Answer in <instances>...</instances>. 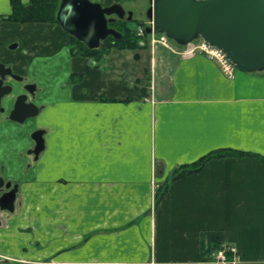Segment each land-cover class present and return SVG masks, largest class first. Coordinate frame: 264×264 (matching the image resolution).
Segmentation results:
<instances>
[{
    "label": "crops",
    "instance_id": "obj_1",
    "mask_svg": "<svg viewBox=\"0 0 264 264\" xmlns=\"http://www.w3.org/2000/svg\"><path fill=\"white\" fill-rule=\"evenodd\" d=\"M11 11L12 0H0V63L35 84L41 110L10 118L24 86L8 78L0 175L18 193L1 214L0 253L31 263L215 264L230 242L239 264H264L258 158L220 156L174 178L216 149L264 155V70L229 76L206 54L148 45L127 62L117 48L95 60L74 55L60 25L2 19Z\"/></svg>",
    "mask_w": 264,
    "mask_h": 264
},
{
    "label": "water",
    "instance_id": "obj_2",
    "mask_svg": "<svg viewBox=\"0 0 264 264\" xmlns=\"http://www.w3.org/2000/svg\"><path fill=\"white\" fill-rule=\"evenodd\" d=\"M150 1L147 16L153 20V26L146 28L148 33H165L182 45L202 37L222 49L239 70H264V0ZM56 17L71 36L88 48L96 49L110 35L116 39L123 37L110 23L118 18L131 20L133 11H127L120 2L103 5L93 0H61ZM12 74L10 67L0 63V111L5 110L3 98L13 90L10 83H5L6 75ZM32 88L35 89V85ZM26 98L25 94L17 98L10 118L24 121L40 112V108L33 102L27 103ZM35 133L38 153L44 147L43 131Z\"/></svg>",
    "mask_w": 264,
    "mask_h": 264
},
{
    "label": "trees",
    "instance_id": "obj_3",
    "mask_svg": "<svg viewBox=\"0 0 264 264\" xmlns=\"http://www.w3.org/2000/svg\"><path fill=\"white\" fill-rule=\"evenodd\" d=\"M61 0H29L28 3H24L21 0H12V11L2 19L13 22H53L58 23L56 14L60 6ZM110 26L118 29L123 33L122 39H116L113 36H109L99 48L90 49L85 43L71 37L72 40V52L74 55L86 56L95 60H99L104 57L113 48L117 49H137L142 48L138 41H135L136 31L131 28L127 20H117L110 24ZM229 154H238L241 156L251 155L258 158L264 164V155L260 153H249L243 150H236L230 148H221L213 150L206 155L202 156L197 161L182 165L177 169V175L175 179L197 172L201 170L204 165L211 159L225 156ZM166 190V189H165ZM165 190L160 194L159 198L163 197Z\"/></svg>",
    "mask_w": 264,
    "mask_h": 264
},
{
    "label": "rangeland",
    "instance_id": "obj_4",
    "mask_svg": "<svg viewBox=\"0 0 264 264\" xmlns=\"http://www.w3.org/2000/svg\"><path fill=\"white\" fill-rule=\"evenodd\" d=\"M93 1H99L103 5H110L113 2H121L124 6V8L128 11H133V19L129 20L128 23L131 26L133 30H138L140 28H144L147 25H152V20L149 19L147 16V12L149 10V7L151 6L150 0H93ZM138 35V34H136ZM165 36L161 33H144L143 38L136 37L135 41H138L139 44L142 47L151 46V49H156L157 47H161L163 49H166L168 51H177L180 53H205L201 50V48L194 46L193 44H189L187 47L181 46L174 42L173 40H166L164 41L162 37ZM120 53L123 54L124 57L125 54L129 55L130 51H133L132 49H121ZM118 51V50H117ZM125 61L127 62V57L125 58ZM135 60H131V62H134ZM66 264L60 261H41L40 264ZM0 264H32L31 261H25L22 259H16L15 257H7L4 254L0 253Z\"/></svg>",
    "mask_w": 264,
    "mask_h": 264
},
{
    "label": "built area",
    "instance_id": "obj_5",
    "mask_svg": "<svg viewBox=\"0 0 264 264\" xmlns=\"http://www.w3.org/2000/svg\"><path fill=\"white\" fill-rule=\"evenodd\" d=\"M144 30L145 29L143 27L140 28L138 31L139 34L140 35L144 34ZM162 39L164 41L168 40L166 36H163ZM191 44L201 48V50L205 52V54H207L208 56L217 59L223 71L228 75H233L235 67L222 50L207 44L204 40L193 42ZM214 261L215 264H239L240 255L238 249L232 243L224 242L220 245L219 249L216 251V256Z\"/></svg>",
    "mask_w": 264,
    "mask_h": 264
},
{
    "label": "flooded vegetation",
    "instance_id": "obj_6",
    "mask_svg": "<svg viewBox=\"0 0 264 264\" xmlns=\"http://www.w3.org/2000/svg\"><path fill=\"white\" fill-rule=\"evenodd\" d=\"M8 78H12V82L14 81V83L16 82V80L19 81V84H22L23 83V86H24V90L23 92H21L20 94H18V97L20 95H27V98H26V102L27 103H31L33 102L31 100V97H32V94H34L35 92V89L32 88L33 87V83H25L23 82L24 81V77L21 76V75H18L14 77V73L12 75H6L5 77V83H9V79ZM17 78V79H16ZM17 81V82H18ZM11 83V82H10ZM13 89H14V86H13ZM34 90V91H31V90ZM13 91V90H12ZM15 102H17V98L15 99ZM14 102V104H15ZM2 106L4 107L5 109V106H4V103L2 101ZM39 108H41V106H38ZM14 108V107H13ZM41 110V109H40ZM5 111V110H4ZM4 111H0V113L4 112ZM29 118V117H28ZM26 118L24 120V122L28 119ZM36 131H43L42 129H36L34 132H33V138L35 140V143H34V147L33 148H30L29 150L30 151H33L35 153V155L37 156L40 152H36V148L38 146V142L37 140L35 139V132ZM35 133V134H34ZM17 193H18V185L16 183H14L12 180H5L1 175H0V219H1V214H2V211L4 210H8V209H12L13 208V203H14V200L17 196ZM8 198L10 199V201L8 200Z\"/></svg>",
    "mask_w": 264,
    "mask_h": 264
}]
</instances>
